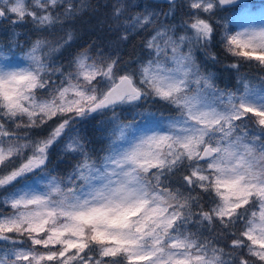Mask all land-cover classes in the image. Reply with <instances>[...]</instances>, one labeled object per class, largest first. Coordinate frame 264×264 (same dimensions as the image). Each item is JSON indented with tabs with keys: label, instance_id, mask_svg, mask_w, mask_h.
Segmentation results:
<instances>
[{
	"label": "snow or ice",
	"instance_id": "obj_1",
	"mask_svg": "<svg viewBox=\"0 0 264 264\" xmlns=\"http://www.w3.org/2000/svg\"><path fill=\"white\" fill-rule=\"evenodd\" d=\"M238 7L0 0V264H264V21Z\"/></svg>",
	"mask_w": 264,
	"mask_h": 264
},
{
	"label": "trees",
	"instance_id": "obj_2",
	"mask_svg": "<svg viewBox=\"0 0 264 264\" xmlns=\"http://www.w3.org/2000/svg\"><path fill=\"white\" fill-rule=\"evenodd\" d=\"M97 2L106 3L107 0H92L91 1V3L93 4H96ZM247 5L250 6L252 9H258L264 6V0H250ZM239 8L240 7H238L237 9ZM95 24H96L95 18L92 17L91 13L89 12H86L82 17H80L76 21V26L80 30V39L78 40L77 46H83L86 43L91 42V40L95 39V36H96ZM227 24L230 28L237 30L235 25L231 23H227ZM57 35L59 34L57 33ZM0 39H3V37H0ZM135 43L136 44L140 43L139 37L135 39ZM228 62L229 61L227 60L224 61L225 64H227ZM222 68H223V65H218L215 68L218 75L220 76V79L218 81V83L220 84V87H224L225 85H227L228 87H233L235 85V76L234 75L230 76L227 72H223ZM241 71L246 72V73H256L257 69L245 66L244 68L241 69ZM156 107H159V105H157ZM156 107H152L151 110L155 112ZM126 115L128 116L129 119H131L130 113H126ZM157 115H160V113H157ZM163 115L167 116L168 112L164 111ZM137 124L144 125V122L139 117H137ZM92 127L93 126L91 123L87 125V128L89 131L92 130ZM97 138L99 139V134L97 135ZM63 167H64L63 165L60 166L61 171H63Z\"/></svg>",
	"mask_w": 264,
	"mask_h": 264
},
{
	"label": "rangeland",
	"instance_id": "obj_3",
	"mask_svg": "<svg viewBox=\"0 0 264 264\" xmlns=\"http://www.w3.org/2000/svg\"><path fill=\"white\" fill-rule=\"evenodd\" d=\"M91 1L92 0H90V2ZM76 2L78 3L79 0H76ZM233 16H244L247 18V20L250 23L255 24V25H259L262 21H264V6H262L261 8H258V9H252L250 6L245 4V5H242L239 9H237L235 11V13L230 14L229 18L225 22L235 25L237 28V31H239V30H241V28L234 22V19L232 18ZM58 34H60V33H58ZM21 56H22V54L18 53V58H20ZM138 126L142 128L144 125H138Z\"/></svg>",
	"mask_w": 264,
	"mask_h": 264
},
{
	"label": "water",
	"instance_id": "obj_4",
	"mask_svg": "<svg viewBox=\"0 0 264 264\" xmlns=\"http://www.w3.org/2000/svg\"><path fill=\"white\" fill-rule=\"evenodd\" d=\"M249 0H239V6L242 5V4H245L247 3ZM152 2L156 3L158 2V0H152Z\"/></svg>",
	"mask_w": 264,
	"mask_h": 264
}]
</instances>
